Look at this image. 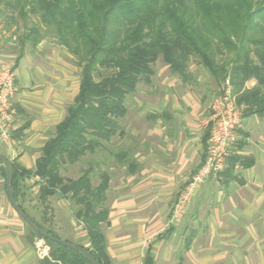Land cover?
<instances>
[{"label":"crops","instance_id":"obj_1","mask_svg":"<svg viewBox=\"0 0 264 264\" xmlns=\"http://www.w3.org/2000/svg\"><path fill=\"white\" fill-rule=\"evenodd\" d=\"M5 62L0 54V65ZM71 71L74 74L75 68L69 66L60 81L49 75L46 82L33 70L20 81L13 104L21 120L15 122L10 142L0 138V152L26 170L35 169L50 139L46 134L64 120L60 116L64 103L70 98L74 102L79 93L80 80L76 88ZM194 81H184L164 63L132 94L135 107L123 120L130 122L131 134L140 138L143 149L134 159L137 168L129 175V191L109 205V225L104 232L112 264H146L149 256L152 264H264V113L243 115L225 169L233 168L232 175L209 177L197 188L184 218L170 223L175 203L207 152L205 121L214 98L208 89L196 90ZM142 83L147 88L155 84V88L140 91ZM256 85L251 80L245 89ZM233 156L241 158L234 165ZM2 175L0 166V264H42L50 248L31 241L26 224L9 200ZM38 180L25 177L21 181L27 211L33 210L32 195L38 196ZM57 208L45 226L62 232L56 234L63 240L90 247L85 228L70 208Z\"/></svg>","mask_w":264,"mask_h":264},{"label":"trees","instance_id":"obj_2","mask_svg":"<svg viewBox=\"0 0 264 264\" xmlns=\"http://www.w3.org/2000/svg\"><path fill=\"white\" fill-rule=\"evenodd\" d=\"M2 12L26 26L31 22L18 40L17 66L25 50L36 49L50 33L78 58L79 93L41 149L35 169L26 170L12 161L13 188L16 201L31 220L60 239L29 215L21 199V181L39 179L38 200L48 211L52 197L69 202L90 243V247L75 245L88 250L98 264H112L104 232L109 225L107 193L112 178L101 169L109 158L101 165L95 163L100 167L98 185L93 183L92 165L78 179L64 177L62 166L97 155L122 133L127 99L140 82L151 80L160 57L184 81L193 79L188 69L191 59H197L220 88L230 80L237 103L247 106L244 115L264 113V0H0ZM251 80L257 85L246 90ZM208 138L209 132L206 145ZM107 151L118 165H127L135 173L137 166L128 151ZM240 160L231 158L233 165ZM233 172L229 168L222 173ZM47 214L46 224L51 222ZM26 226L31 241L50 248L42 264H91L82 254ZM145 263L152 264V258Z\"/></svg>","mask_w":264,"mask_h":264},{"label":"rangeland","instance_id":"obj_3","mask_svg":"<svg viewBox=\"0 0 264 264\" xmlns=\"http://www.w3.org/2000/svg\"><path fill=\"white\" fill-rule=\"evenodd\" d=\"M12 15L9 12H2L0 13V54L6 57L7 61L15 62L16 70H17V93H19L20 88V81L22 78L27 79L33 70H37V73L40 77L44 78L46 82H48V76L51 77H58L59 81L65 75V71L68 67H74L75 73L73 74L72 71L70 75L72 78L76 80V88L79 83L81 77V68L77 65L78 58H76L64 45H61L60 42L54 35L51 33L44 37L43 41L38 45L36 49H26L23 56L21 57L19 64L17 66V59L21 55L19 49V38L20 36L30 27L31 22L25 23L21 20H13L11 19ZM27 27V28H26ZM26 28V29H25ZM163 58L160 57L156 62V66H153V69L157 66H160L163 63ZM189 73L192 75L194 82L195 89L200 90H209V93H213L212 98H214L215 93L218 92L220 86H218L210 77L208 72L205 68L198 63L197 59H191L189 64ZM192 79V80H193ZM159 83V78L156 80V84ZM23 84V83H21ZM197 84H200L199 86ZM59 87L61 84H58ZM182 85V84H181ZM75 88V89H76ZM155 88V84H152L150 88L145 87L142 83L139 86V90H152ZM189 88V87H188ZM187 88V89H188ZM186 89V88H185ZM73 94V90H72ZM71 99V98H70ZM68 100L63 105V110L60 113V116L65 117L67 114V110L69 106L73 103L72 100ZM211 102L210 104L212 103ZM128 111L133 110L135 107V94L130 95L126 102ZM28 115L26 118H29ZM18 117V116H17ZM24 119V122L26 120ZM205 119V118H204ZM204 119H201L200 126H203ZM21 118H17L16 123L20 121ZM127 119L121 121L122 133L116 136L112 142L106 143V149L99 152L97 155L94 156H87L83 161L78 162L76 164H70L68 162L64 163L62 166V175L66 178L71 179H78L82 172L87 169L89 166H93L94 173H93V183L94 185H98L99 183V170L100 167L95 163H102L106 158H109V163L107 160L108 165H101L102 170L109 171L111 175V187L107 193L108 195V206L110 205L111 201L114 198H120L123 194L129 191V175L131 174L130 169L127 165L121 166L117 164V161L114 157H110L108 153L109 151L113 150H124L130 153V156L136 160V156L141 153L143 147L141 146L140 138L136 137L135 135L131 134V128L129 125L130 122ZM151 124V123H150ZM55 131L51 130L46 135V137H52ZM41 142V141H40ZM2 153V152H1ZM5 155V154H4ZM8 157V156H7ZM10 157V158H9ZM10 160L13 159L12 156H9ZM106 162V161H105ZM131 162V161H130ZM2 166V165H0ZM3 167V166H2ZM3 177H5L4 170ZM6 179V177H5ZM33 203V210L29 209L28 213L31 217H33L36 221L43 224L44 226L47 225L44 222V213H48V218L55 217L57 213V207L59 205H67L71 210V204L64 199L58 197H52L47 206L51 208V211L46 209V206L41 204L38 200L37 195H32L31 197ZM72 212V210H71ZM73 214V213H72ZM74 216V215H73ZM20 217V216H19ZM53 231L55 230L53 227H49ZM56 231V230H55ZM61 234L62 232H55ZM63 235V233H62Z\"/></svg>","mask_w":264,"mask_h":264},{"label":"built area","instance_id":"obj_4","mask_svg":"<svg viewBox=\"0 0 264 264\" xmlns=\"http://www.w3.org/2000/svg\"><path fill=\"white\" fill-rule=\"evenodd\" d=\"M17 70L15 62L7 61L0 65V138L8 143L15 125L17 111L13 100L17 90ZM246 107L239 105L232 93L230 80L227 79L213 99L210 115L205 121L209 130L207 154L204 163L182 190L175 203L170 223L184 218L196 190L209 177L225 171L234 145L238 140V131L243 125Z\"/></svg>","mask_w":264,"mask_h":264},{"label":"water","instance_id":"obj_5","mask_svg":"<svg viewBox=\"0 0 264 264\" xmlns=\"http://www.w3.org/2000/svg\"><path fill=\"white\" fill-rule=\"evenodd\" d=\"M0 162L2 163V165L4 166L5 171H6V185H7V192H8L9 200H10L12 206L14 207V209L16 210V212L18 213V215L20 216V218L30 228H32L35 232H37L38 234H40L44 238H46L52 242H55L57 244H60L62 246H65V247H67V248H69L75 252L82 254L83 256H85L87 258V260L91 264H98L96 262V260L94 259V257L91 255V253L88 250H86L85 248L77 246L75 244H72L70 242H67L65 240H62L60 238H57V237L47 233L45 230L40 228L37 224H35L31 220V218L21 209L19 203L15 199V191L13 188L14 176H13L12 161L6 155H4L3 153L0 152Z\"/></svg>","mask_w":264,"mask_h":264}]
</instances>
